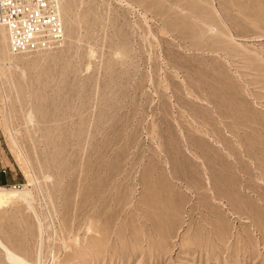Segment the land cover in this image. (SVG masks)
<instances>
[{"label": "rangeland", "instance_id": "1", "mask_svg": "<svg viewBox=\"0 0 264 264\" xmlns=\"http://www.w3.org/2000/svg\"><path fill=\"white\" fill-rule=\"evenodd\" d=\"M62 1L60 45L0 33V174L28 196L0 241L26 264H264V0Z\"/></svg>", "mask_w": 264, "mask_h": 264}, {"label": "built area", "instance_id": "2", "mask_svg": "<svg viewBox=\"0 0 264 264\" xmlns=\"http://www.w3.org/2000/svg\"><path fill=\"white\" fill-rule=\"evenodd\" d=\"M58 0H0V27L14 53L47 49L63 38Z\"/></svg>", "mask_w": 264, "mask_h": 264}, {"label": "bare ground", "instance_id": "3", "mask_svg": "<svg viewBox=\"0 0 264 264\" xmlns=\"http://www.w3.org/2000/svg\"><path fill=\"white\" fill-rule=\"evenodd\" d=\"M62 2H63L62 0H58L57 11H58L59 18H60V21H61V24H62V28H63V38H62L61 41H59L55 45H60L63 42L64 37H65L64 19L62 18V13H63V3ZM0 33L2 34V37H3V40H4V44L6 45V47L8 48L9 53L11 54L12 50L10 51L11 48H10V45H9V37H8V33H7L6 29L3 28V27H0ZM37 51H39V50H37ZM34 52H36V51H33V52L32 51H29V52L25 51V52H20V53H16V54H25V53H34ZM27 199H28V196H27L26 193L17 192L16 190H14L10 186L9 187L8 186H0V210L2 208L7 207L14 200H21V201L27 202ZM0 247L2 249H4V251L9 256V259L14 264H26L24 262V260H22L21 258L16 256L15 254H13L1 241H0Z\"/></svg>", "mask_w": 264, "mask_h": 264}, {"label": "crops", "instance_id": "4", "mask_svg": "<svg viewBox=\"0 0 264 264\" xmlns=\"http://www.w3.org/2000/svg\"><path fill=\"white\" fill-rule=\"evenodd\" d=\"M2 173L5 174L4 171H2ZM0 181H1V183H3V185H0V186H4L6 183V179H5L4 175L0 174Z\"/></svg>", "mask_w": 264, "mask_h": 264}, {"label": "trees", "instance_id": "5", "mask_svg": "<svg viewBox=\"0 0 264 264\" xmlns=\"http://www.w3.org/2000/svg\"><path fill=\"white\" fill-rule=\"evenodd\" d=\"M0 185H3V183H1V181H0Z\"/></svg>", "mask_w": 264, "mask_h": 264}]
</instances>
